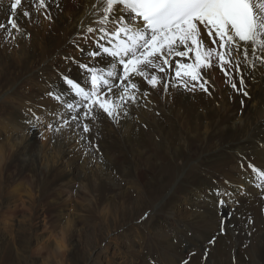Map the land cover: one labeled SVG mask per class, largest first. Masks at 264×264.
I'll list each match as a JSON object with an SVG mask.
<instances>
[{"label":"bare ground","instance_id":"6f19581e","mask_svg":"<svg viewBox=\"0 0 264 264\" xmlns=\"http://www.w3.org/2000/svg\"><path fill=\"white\" fill-rule=\"evenodd\" d=\"M1 1L0 21L7 22L11 0ZM45 3L47 8L39 12L34 10L33 0L22 5L32 13L31 20L25 18L21 25L30 35L18 34L13 30V39L0 30V58L10 75L9 81L0 87L16 90L18 83H24L33 92L31 96L27 94L31 99L27 112L22 116L16 112L15 123L11 127V135L17 143L14 155L16 174L28 173L36 182L50 186L58 182L59 186H90L99 201L107 202L111 198H118L119 194L122 196L126 188L136 186L141 195L139 201L151 208L156 216V228L166 223H171L175 229L180 228L178 220L183 215L179 199L183 197L187 203L196 206L195 210L187 212L189 223L187 220L188 224L184 225L200 224L199 221L205 218L204 222L213 227L206 229L207 236L219 229L217 224H228L225 222L227 214L235 216L250 210L253 213L254 209L258 227L253 233L259 237L257 232L260 234L263 231L264 236V185L256 186V175L248 168L251 163L264 170V65L257 61L254 68H245L241 62L249 97H243L233 90L218 68L209 74L211 83L208 87L212 95L175 87H169L167 91L161 87L153 89L142 78L136 77L134 82H138L141 91H147L148 96L137 93L136 103L125 105L127 115L122 113L118 122L109 119L96 122L94 131L86 135L98 151L91 146L86 148L88 141L80 140L79 135L69 129L60 134L47 130L50 134L39 144L35 138L36 127L53 122L55 117L45 115L43 122L32 126L29 123V110L42 115L45 109L49 113L60 109L47 93L53 85L63 87L59 76L65 72L63 67L71 68L72 74L80 76L76 65L64 57L80 58L81 53L71 42L77 40L84 46L82 39L77 37L78 32L83 33L81 22L85 26L95 27L93 21L97 19L94 15L96 9L93 8L96 0H45ZM48 14L51 20L45 18ZM240 59L243 61L242 57ZM233 79L240 87L239 77L234 75ZM18 99L14 97L13 106L19 104ZM18 115L26 124L25 135L20 140ZM53 151L59 156L51 161L48 154ZM78 154L84 157V161L74 159ZM2 157L0 153V159ZM173 188L175 193H171ZM109 190L111 196L107 194ZM220 197L224 198L226 205H219ZM161 201L163 209L158 207ZM197 206H200V210ZM202 241V245L207 246L205 240ZM182 251L187 252L184 248ZM237 259L235 264H248L242 260L239 250Z\"/></svg>","mask_w":264,"mask_h":264},{"label":"snow or ice","instance_id":"6c2138e0","mask_svg":"<svg viewBox=\"0 0 264 264\" xmlns=\"http://www.w3.org/2000/svg\"><path fill=\"white\" fill-rule=\"evenodd\" d=\"M27 2L11 0L9 19L0 21L6 37L14 39L13 30L30 35L21 27L25 18L31 20L32 13L22 6ZM33 2L36 12L47 8L45 0ZM93 8L96 26L81 22L83 33H77L84 46L71 42L80 58L64 57L79 69L80 79L71 77V68L60 73L64 87L53 85L47 93L60 109H45L42 115L30 109L32 126L54 115V121L44 125L46 130L60 134L69 129L88 141L86 134L94 131L97 121L118 122L122 113L127 115L125 105L136 103L137 93L148 96L134 82L136 77L153 89L175 87L212 95L209 74L218 68L233 90L249 97L241 62L245 68H254L257 61L264 65V0H96ZM45 18L52 19L50 14ZM89 146L96 148L91 141L85 145ZM248 168L256 175V186L264 185V170L251 163Z\"/></svg>","mask_w":264,"mask_h":264},{"label":"rangeland","instance_id":"374dc122","mask_svg":"<svg viewBox=\"0 0 264 264\" xmlns=\"http://www.w3.org/2000/svg\"><path fill=\"white\" fill-rule=\"evenodd\" d=\"M74 48L77 49L75 46ZM63 69L67 74L68 68ZM70 75L77 80L80 79V76L72 73ZM0 77V86L4 82L7 83L10 78L1 58ZM21 84L24 83H18L16 90L0 87V153L3 154L0 159V263L231 264L234 261L232 264H235L238 261L239 250L244 262L264 264L263 231L260 234L257 232L259 237L253 233L256 232L255 227L256 229L258 227L257 218L253 214L254 209L253 213L250 210V213L245 211L235 216L227 214L225 222L228 224H217L219 229L209 237L206 229H211L212 226L204 222L205 218L199 221L200 224L185 226L189 223L186 215L195 210L196 206L187 203L183 197L179 199L183 215L178 220L180 228L175 229L171 223H166L165 226L161 224L162 227L156 228V216L151 212V208L143 206V202L139 201L141 195L136 186L126 188L122 196L119 194L118 198H111V201L107 202L99 201V197L90 186L87 188L59 186L57 185L59 182L50 186L36 182L28 173L18 176L14 163L17 143L11 135V127L15 123L16 112L21 116L27 112V104L31 100L28 95L33 94L28 86ZM14 97L20 100L15 106ZM23 102L26 105L22 104ZM19 115L18 140L24 137L26 131V124ZM42 126L35 129V138L39 144H42L50 134L45 126ZM57 156L59 155L54 151L48 154L51 161L57 159ZM77 158L84 161L80 154L74 159ZM79 182L81 183L80 179ZM110 191L107 194L111 196ZM172 191L171 193L176 192L174 188ZM220 198L224 200L223 197ZM162 204L163 201L158 207H162ZM197 207L200 210V206ZM134 209H137L135 214ZM203 239L207 243L205 247L202 245ZM183 248L187 252L184 253Z\"/></svg>","mask_w":264,"mask_h":264}]
</instances>
